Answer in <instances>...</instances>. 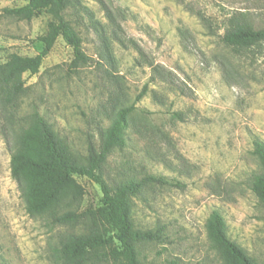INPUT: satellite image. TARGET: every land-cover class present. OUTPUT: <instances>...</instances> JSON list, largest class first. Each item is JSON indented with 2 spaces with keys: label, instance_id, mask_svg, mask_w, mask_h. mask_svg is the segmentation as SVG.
<instances>
[{
  "label": "rangeland",
  "instance_id": "1",
  "mask_svg": "<svg viewBox=\"0 0 264 264\" xmlns=\"http://www.w3.org/2000/svg\"><path fill=\"white\" fill-rule=\"evenodd\" d=\"M29 1L0 0V64L45 46L39 37L55 22L50 13H6ZM65 14L88 62L71 68L73 49L59 37L39 73L24 75L17 118L0 102V264H61L56 247L85 227L53 216L103 199L97 183L76 176L81 200L29 210L26 177L12 171L17 134L39 114L87 164L119 110L133 104L126 142L103 174L112 188L148 175L169 182L146 184L133 198L136 229L162 231L160 241L139 246L140 263L230 264L209 238L217 210L229 238L264 264V205L252 189L262 172L253 141H264V42L232 49L223 41L232 23L264 28V0H68Z\"/></svg>",
  "mask_w": 264,
  "mask_h": 264
},
{
  "label": "trees",
  "instance_id": "2",
  "mask_svg": "<svg viewBox=\"0 0 264 264\" xmlns=\"http://www.w3.org/2000/svg\"><path fill=\"white\" fill-rule=\"evenodd\" d=\"M67 6L68 0H30L21 7L6 10L8 15L21 20H31L47 11L55 20L47 34L39 37L45 44L40 53L35 56L16 55L7 63L0 64V102L9 117L17 118L19 101L26 91L24 75L39 73L59 37L73 49L71 68L77 70L88 62L83 40L66 18ZM223 41L228 48H250L264 42V28L232 23ZM145 92L146 87L137 100ZM137 110L134 104L119 110L117 120L107 131L102 150L91 156L87 164L75 159L66 143L39 114L29 128L17 134L18 148L12 157V171L15 177H26L29 210L55 212L66 202L81 200L84 189L76 176L89 178L103 192L102 204L97 208H87L83 212L69 210L53 216L56 224H84L85 227L83 233L67 235L56 247V256L61 264H141L139 246L162 239L161 229L155 232L136 229L132 201L146 184L164 185L169 184L168 180L148 175L142 180L130 179L112 188L103 174V165L110 154L125 144V130L131 127L130 119ZM175 116L181 117L180 113H175ZM253 145V154L262 172L254 177L252 189L264 205V141L255 138ZM207 229L212 244L224 253L230 264H258L229 238L226 222L219 211L211 213Z\"/></svg>",
  "mask_w": 264,
  "mask_h": 264
}]
</instances>
